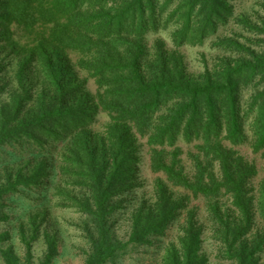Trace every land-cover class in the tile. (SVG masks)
<instances>
[{"label": "trees", "instance_id": "obj_1", "mask_svg": "<svg viewBox=\"0 0 264 264\" xmlns=\"http://www.w3.org/2000/svg\"><path fill=\"white\" fill-rule=\"evenodd\" d=\"M247 1L0 0V221L24 247L0 246L3 264H34L40 226L69 207L83 264L157 251L172 226L157 264H211L206 239L215 264H264V163L240 147L264 161V0ZM142 147L153 192L123 238ZM47 227L38 264L59 252Z\"/></svg>", "mask_w": 264, "mask_h": 264}, {"label": "rangeland", "instance_id": "obj_2", "mask_svg": "<svg viewBox=\"0 0 264 264\" xmlns=\"http://www.w3.org/2000/svg\"><path fill=\"white\" fill-rule=\"evenodd\" d=\"M252 0L247 1V8H250ZM251 10V9H249ZM198 48H188L187 49V58L186 61L188 62L189 69H200L201 63L198 61ZM142 140H140L141 142ZM243 153L249 159H254L256 166L258 169L261 168L262 164L264 163L263 159L258 156H254V154L250 151V148L246 145L240 146ZM141 162L137 169V177L139 181L144 182V186L137 187V198L133 199L128 208L124 209L121 213L117 215V220L115 223V228L120 235V237L127 238V233L130 230V213L132 209L137 206V199L141 196L144 197H151L153 188H152V181L154 179V174L148 169V156L145 153V148H141ZM263 175V172L260 170L258 175L252 179V183L257 185L258 180ZM176 191L174 188L173 191ZM174 195H176L174 193ZM15 208L17 209V213L15 215L20 214V210L23 203L21 200L15 203ZM189 207L197 206V218L199 221L204 220L203 214V206L202 202L199 199H192L188 202ZM185 216V212L182 213L180 218L176 220L174 225L178 221H183ZM27 220V216L23 217ZM48 220L53 221V225L46 226V221L40 226V238L34 242L33 244V253L34 257V264H38L39 260L43 256L46 250V243L43 240V230L45 227L52 232L53 230H58V237H59V245H58V254L55 256L53 261L50 264H83V254H81V248L83 246V241L80 237L79 231L71 224L79 220V214L76 213L72 208H52L50 215L48 216ZM7 221V220H6ZM0 221V233L3 230L10 231V235L3 239L0 243L1 247H13L14 251L19 254L23 255L24 247L20 242L18 236V220L12 216L7 221ZM258 224H261L260 219L257 217ZM175 232V226H172L168 230V234L162 240L160 248L156 251L155 248H149L147 251H140L134 252L131 255L121 257L116 263L114 264H157L159 255L162 252L163 245L168 242V240L172 237ZM205 235H208V232L205 231ZM215 244L212 240L206 239L202 242V252H205L210 260L211 264H215L216 261L214 259L215 254ZM0 264H3V260L0 257ZM111 264V263H108Z\"/></svg>", "mask_w": 264, "mask_h": 264}]
</instances>
